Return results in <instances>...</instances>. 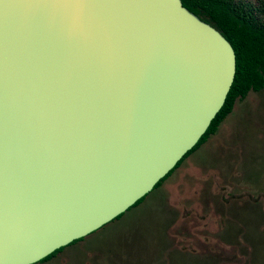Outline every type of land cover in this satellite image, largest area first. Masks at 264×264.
I'll list each match as a JSON object with an SVG mask.
<instances>
[{"label":"water","instance_id":"1","mask_svg":"<svg viewBox=\"0 0 264 264\" xmlns=\"http://www.w3.org/2000/svg\"><path fill=\"white\" fill-rule=\"evenodd\" d=\"M236 71L182 0H0V264H37L152 193Z\"/></svg>","mask_w":264,"mask_h":264},{"label":"rangeland","instance_id":"2","mask_svg":"<svg viewBox=\"0 0 264 264\" xmlns=\"http://www.w3.org/2000/svg\"><path fill=\"white\" fill-rule=\"evenodd\" d=\"M43 264H264V89L143 204Z\"/></svg>","mask_w":264,"mask_h":264},{"label":"trees","instance_id":"3","mask_svg":"<svg viewBox=\"0 0 264 264\" xmlns=\"http://www.w3.org/2000/svg\"><path fill=\"white\" fill-rule=\"evenodd\" d=\"M182 2L195 15L216 27L232 44L236 53L237 71L225 105L206 134L176 168L157 184L154 191L160 188L213 135L218 133L221 125L233 113L237 101L246 99L251 91L260 92L264 89V0H182ZM148 196L137 202L128 212L143 204ZM126 213L113 222L121 220ZM85 240L86 238H83L68 247L61 248L37 264L49 262L67 248Z\"/></svg>","mask_w":264,"mask_h":264},{"label":"flooded vegetation","instance_id":"4","mask_svg":"<svg viewBox=\"0 0 264 264\" xmlns=\"http://www.w3.org/2000/svg\"><path fill=\"white\" fill-rule=\"evenodd\" d=\"M150 194H151V193H150ZM150 194H149V195H150ZM93 234H94V233H93ZM91 235H92V234H91ZM86 238H87V237H86ZM67 247H68V246H67Z\"/></svg>","mask_w":264,"mask_h":264}]
</instances>
